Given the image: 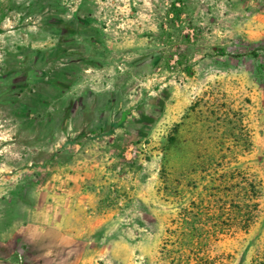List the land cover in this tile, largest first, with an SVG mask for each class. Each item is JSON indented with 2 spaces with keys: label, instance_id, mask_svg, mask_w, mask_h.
<instances>
[{
  "label": "rangeland",
  "instance_id": "rangeland-1",
  "mask_svg": "<svg viewBox=\"0 0 264 264\" xmlns=\"http://www.w3.org/2000/svg\"><path fill=\"white\" fill-rule=\"evenodd\" d=\"M71 54L128 80L125 121L23 128L6 90ZM84 135L110 139L62 218L73 264H264V0H0V264H30L12 236L47 174L22 171Z\"/></svg>",
  "mask_w": 264,
  "mask_h": 264
},
{
  "label": "crops",
  "instance_id": "crops-1",
  "mask_svg": "<svg viewBox=\"0 0 264 264\" xmlns=\"http://www.w3.org/2000/svg\"><path fill=\"white\" fill-rule=\"evenodd\" d=\"M100 52L97 50L98 54ZM84 56L83 59L71 54L68 66L55 70V66L49 65L48 72L44 70L45 62L33 58L36 62L33 69L20 75L15 89L6 90L3 102L8 111L17 102L22 116L19 124L23 128L45 124L47 128L55 129L62 123L75 125L80 121V126L102 130L117 128L125 121L129 112L124 108L131 98L125 90L128 80L120 82L119 75L110 71L112 65L105 63L101 55ZM55 59L58 63V58ZM84 63H89L85 66L90 67L91 72L79 77L77 73L85 67ZM121 83L124 90L120 89ZM35 136L33 133L29 140H34ZM37 137L40 140V133ZM56 137L55 142H58ZM99 139L108 140L110 137L105 135L94 140L84 135L75 140H60L64 143L60 151H50L51 145L48 150L44 148L48 157L43 159L48 163L38 162L36 166L22 171L35 176L47 174L43 183L33 190V197L24 198V219L12 236L20 240L21 248L18 250L23 252L30 264H73V237L64 231L62 218L70 212L74 195L77 194L76 201L84 205L90 200L89 192L84 188L85 183L93 181L99 173L94 152L99 154L102 150L91 146ZM75 144H83L82 159L70 153L71 149L78 147ZM26 152L30 153V149ZM40 153L41 149H34L32 157ZM79 193L82 195L79 196Z\"/></svg>",
  "mask_w": 264,
  "mask_h": 264
},
{
  "label": "trees",
  "instance_id": "trees-1",
  "mask_svg": "<svg viewBox=\"0 0 264 264\" xmlns=\"http://www.w3.org/2000/svg\"><path fill=\"white\" fill-rule=\"evenodd\" d=\"M251 57H253V59H257L258 55L256 53H252Z\"/></svg>",
  "mask_w": 264,
  "mask_h": 264
}]
</instances>
